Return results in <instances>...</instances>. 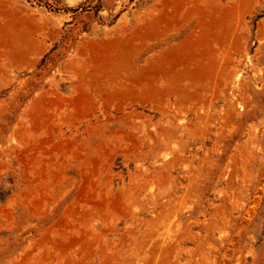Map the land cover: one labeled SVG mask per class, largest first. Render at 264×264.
<instances>
[{"label":"rangeland","instance_id":"obj_1","mask_svg":"<svg viewBox=\"0 0 264 264\" xmlns=\"http://www.w3.org/2000/svg\"><path fill=\"white\" fill-rule=\"evenodd\" d=\"M0 264H264V0H0Z\"/></svg>","mask_w":264,"mask_h":264}]
</instances>
